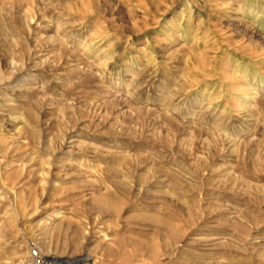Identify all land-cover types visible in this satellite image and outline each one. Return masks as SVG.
Segmentation results:
<instances>
[{
	"label": "rangeland",
	"instance_id": "374dc122",
	"mask_svg": "<svg viewBox=\"0 0 264 264\" xmlns=\"http://www.w3.org/2000/svg\"><path fill=\"white\" fill-rule=\"evenodd\" d=\"M0 264H264V0H0Z\"/></svg>",
	"mask_w": 264,
	"mask_h": 264
}]
</instances>
